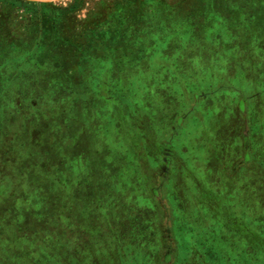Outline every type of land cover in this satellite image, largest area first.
I'll list each match as a JSON object with an SVG mask.
<instances>
[{
    "label": "rangeland",
    "instance_id": "1",
    "mask_svg": "<svg viewBox=\"0 0 264 264\" xmlns=\"http://www.w3.org/2000/svg\"><path fill=\"white\" fill-rule=\"evenodd\" d=\"M21 1L0 264H264V0Z\"/></svg>",
    "mask_w": 264,
    "mask_h": 264
},
{
    "label": "trees",
    "instance_id": "2",
    "mask_svg": "<svg viewBox=\"0 0 264 264\" xmlns=\"http://www.w3.org/2000/svg\"><path fill=\"white\" fill-rule=\"evenodd\" d=\"M0 2H2L3 5L5 6H21V7L26 8V10L30 12V20L25 26L26 32H24L22 37L10 39L9 43L7 41V44L5 43V40L9 39V36H8L9 31L6 30L5 28L3 29V24H2L3 21L0 18V42H1V47H2V50H1L2 55H0V61L1 59H4V61L14 63L15 61H17V59L15 58L16 55H19V57H21V55L25 53L26 51L25 47L26 45H28L29 40L33 39L32 41L33 47H36V52H37V47H40V40L37 38L36 35L37 33H39V30H40L39 25H38L39 23L38 20L40 19L42 8H40L38 4L23 2L21 0H0ZM52 11L56 12L53 15L54 18L51 19V23H52L51 28L55 30L57 28L58 19L60 18L59 17L60 13L65 15L69 11H68V8L65 9V8H57V7H54ZM35 54L37 55V53ZM2 63H0V66ZM6 66L9 67V64L7 63Z\"/></svg>",
    "mask_w": 264,
    "mask_h": 264
},
{
    "label": "flooded vegetation",
    "instance_id": "3",
    "mask_svg": "<svg viewBox=\"0 0 264 264\" xmlns=\"http://www.w3.org/2000/svg\"><path fill=\"white\" fill-rule=\"evenodd\" d=\"M175 136H176V135H173V139H172V146H173V148H175V146H176V144L174 143V138H175ZM163 157H165V156H163ZM169 165H170V163H169ZM167 231H168V229H167ZM195 253H196V252H195ZM195 253L191 251V254L194 255V256H193V260L196 259V254H197V253H196V254H195ZM185 260H188V258H186ZM185 260H184V261H185Z\"/></svg>",
    "mask_w": 264,
    "mask_h": 264
}]
</instances>
